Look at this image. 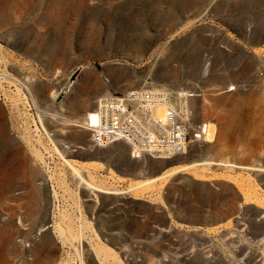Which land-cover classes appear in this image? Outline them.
I'll list each match as a JSON object with an SVG mask.
<instances>
[{
  "label": "rangeland",
  "instance_id": "rangeland-1",
  "mask_svg": "<svg viewBox=\"0 0 264 264\" xmlns=\"http://www.w3.org/2000/svg\"><path fill=\"white\" fill-rule=\"evenodd\" d=\"M237 1L0 0V157L11 146L25 165L15 192L14 237L0 241V264H37L31 250L44 233L54 242L41 258L50 257L45 264H80L100 245L119 256L114 263L101 253L100 264H264V97H256L264 88V48L258 49L264 0ZM21 73L30 77L31 94L16 81ZM227 83L242 86L195 103L202 119L219 129L200 157L212 162L208 166L189 167L200 154L194 147L173 161H135L126 145L94 147L84 129L65 123L81 118L110 89ZM17 89L26 101L13 109ZM242 98L246 103L232 111L231 103ZM52 111L59 114L51 117ZM54 145L87 182L118 193L95 192L79 181ZM224 161L242 169L214 165ZM33 168L41 172L40 194L30 183ZM61 211L80 219L81 243L69 239ZM46 213L43 230L28 221Z\"/></svg>",
  "mask_w": 264,
  "mask_h": 264
},
{
  "label": "built area",
  "instance_id": "built-area-1",
  "mask_svg": "<svg viewBox=\"0 0 264 264\" xmlns=\"http://www.w3.org/2000/svg\"><path fill=\"white\" fill-rule=\"evenodd\" d=\"M247 25L245 34L250 35ZM226 54L229 51L220 47ZM206 51L203 61L210 62ZM264 65V50L261 54ZM109 84L108 79H104ZM242 85H233L235 92ZM197 91L190 96L188 90ZM226 90L192 85L173 89L167 85L143 86L128 92L110 89L97 100V122L83 127L89 142L97 148L124 144L129 148L131 159L140 161L145 157L153 160H169L183 157L209 132V123L203 120L196 102ZM221 95V94H218Z\"/></svg>",
  "mask_w": 264,
  "mask_h": 264
},
{
  "label": "bare ground",
  "instance_id": "bare-ground-1",
  "mask_svg": "<svg viewBox=\"0 0 264 264\" xmlns=\"http://www.w3.org/2000/svg\"><path fill=\"white\" fill-rule=\"evenodd\" d=\"M239 1L240 0H238L237 2H239ZM20 15H22V14H20ZM12 16H14V19H15L16 15L13 14V15L7 16L8 20H9V18L11 19ZM9 21H11V20H9ZM260 43H264V38H263L262 42H260ZM257 45H259V44H257ZM263 48H264V45H262V47L258 48V49H263ZM22 75L23 74L21 73V75H19V77L22 76ZM20 78H21L20 80L18 79L16 81L19 82L31 94L30 77H28V76H26L24 74V76L20 77ZM232 86H233V84H231V83H227V84H224V85L220 86V90H226V91H223V92L218 93V94H222L224 92H228V91L233 90ZM260 90H262V91L260 92ZM260 90H259V94H258V92H256L257 93L256 97H264V88L260 89ZM187 92L190 94V96H197V91L194 90V89L188 90ZM218 94H216V95H218ZM5 95H6V93H5ZM56 97H57V95H56ZM10 101H11L12 108L13 109H15V108L17 109V107H16L17 104L19 102L26 101V96L21 95L20 90L17 89V92L14 93L12 96H10ZM246 101L247 100L245 98L244 99L242 98V99L237 100V101H233L231 103L232 111H234V112L238 111L242 107V105L244 103H246ZM96 108H97L96 106L90 107L81 118H79L77 120H66L65 123L68 126L70 125V126L81 127V128L87 127L89 125H95L96 122H97ZM52 112L49 113V116L54 117V118L56 117V115L59 114L58 112H54V111H52ZM40 119H41V117H40ZM41 123H42V120H41ZM208 123H209V132L206 135L205 139L202 142H200V143H198V144H196L194 146V149L196 148L195 150L197 152H199L200 154L199 155H194V156H192L189 159V164H188L189 167H198V166H202V165L208 166V165L212 164V162H208L206 158H200V157H202L201 156L202 153H204V151L206 149L210 148L212 146V144L215 143L217 141V139H218L219 129H218L216 123H214V122H208ZM54 126H56V125H54ZM44 129H46V128H43V130ZM34 131L39 133V127L37 126ZM44 131L46 132V130H44ZM46 133L49 135L48 132H46ZM37 135H38L39 138L36 141H37L38 144H41L40 135L39 134H37ZM49 141H51L53 143V140L50 139V137H49ZM42 146H43V144H42ZM43 147H44V149H45V151L47 153H50L49 149L46 148L45 145ZM31 150L33 151L34 155H36L37 158L40 157V152H39L38 149L31 148ZM53 150H55L61 156L63 161L67 165H69L71 167V169L74 172V175L77 178H79V181L84 182L88 187L93 189V191L99 192V193L103 192V193H106V194H109V195H115V194L118 193L117 189L108 188L106 191H103L99 186H96L92 181L91 182H87L81 176V174L78 171V169H76V167H74L75 165H73L71 160H68V159L65 158V156L63 154V152H65V150L61 151V150L57 149L55 147V145H54ZM15 153L16 152H14L13 149L11 148V146H10V149H9L8 153L5 156L3 155L4 158L2 156L0 157V227H1L0 228L1 229L0 230V241H4V242H10L12 240V238L14 237V220L17 218V215L14 213V210H15V202L18 199L17 196H15V192L18 191V186H19V183H18L17 179L19 178V176L21 174V171L19 169L21 167H23V166L25 167L24 164L21 165V161L22 160L20 161V159L18 158V156ZM174 159L175 158H171V159L166 160V161H173ZM39 161L45 163V160H43L42 157H40ZM214 165L221 166V167H224L226 169L227 168L242 169V166H239V165L234 164V163L229 162V161L215 162ZM39 174H41V172L37 168L31 169V172H30V177H31L30 183H32L33 187H36L35 183L37 182L36 179H37ZM50 179H52V176H49L48 179H45V180L43 179L44 182H45V186L47 185V182ZM19 189L23 190V192H22L23 194L26 191V189L23 188V187L19 188ZM36 189L39 190L37 187H36ZM46 189H47L46 190V193H47L46 195L49 196L51 194L50 193V188L48 186H46ZM51 191L53 192V196L56 197L57 196V192L55 191L54 186L52 187ZM48 193H49V195H48ZM39 194H40V190H39ZM60 216H61V222L63 224H65L67 229L69 230V239L77 240L78 242L81 243V240H80L81 237L79 236V234L81 232V229H83V225L81 224L80 219L78 218L77 220H75L72 217V215H69L66 211H61L60 212ZM49 218H50V214L48 216L47 213H46L45 214V218H43V220L40 219V217H39L38 218L39 221H36V218L32 217L28 221L32 222V226L39 224L40 225V229L39 230H43L44 227L47 225V224L44 225V223L46 221H48ZM121 227H122L121 225L120 226H118V225H115V226L114 225H107V228L111 229V230H113V229L117 230L118 228L120 229ZM56 230L58 232V236H57L58 239H60L61 241H64V239H63V230H64L63 226L58 225ZM103 237H105V236H103ZM121 243H122V241H121ZM121 243H119L120 246H121L120 248H122L124 246V244H121ZM52 246H54V242L48 236V233L42 234V238H41L40 242L37 243V244H34L32 250H31V254H32V257H33V262H36L37 264H40V263L45 264V263H47L50 260V257H48L49 258L48 261H46L45 258H43V259H41V258L46 253L50 252L49 249ZM101 253H103L105 255V257L106 256H109V257L113 256L114 263L118 262L117 261L119 259L118 252L115 253L114 250L107 249L105 246H101L100 245L99 250L95 251V256L92 255L91 252H88L87 255H86V259L85 260L81 259L80 260V264H100L98 262H103L105 260V258H103L101 256ZM116 264H119V263H116Z\"/></svg>",
  "mask_w": 264,
  "mask_h": 264
}]
</instances>
